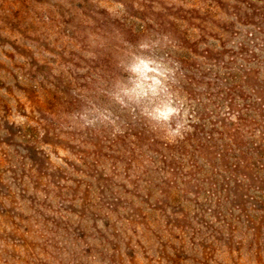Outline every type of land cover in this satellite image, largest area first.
Returning <instances> with one entry per match:
<instances>
[{
	"label": "rangeland",
	"instance_id": "obj_1",
	"mask_svg": "<svg viewBox=\"0 0 264 264\" xmlns=\"http://www.w3.org/2000/svg\"><path fill=\"white\" fill-rule=\"evenodd\" d=\"M87 1L88 16L98 11L124 23L128 12L126 41L116 23L104 36L97 23L82 21V0H0V264H30L19 250L33 257L37 247L56 260L67 251L60 264H86L93 256L101 264H264V150L253 151L261 145L259 135L256 144L244 139L243 163L236 159L240 153L223 160L220 150H211L209 131L201 130L195 113L220 110L211 93L222 92L223 67L230 63L249 71L245 96L264 108V0ZM105 4L114 7L109 11ZM145 39L156 41L153 54L176 68L175 87L190 102V131L174 144L112 98L113 82L123 79L117 66L112 78L100 79L101 44L131 49ZM131 71L137 74L135 88L161 90L160 67L139 59ZM89 107L119 121L123 134L110 139L107 127L57 131L63 119ZM219 112L228 118L232 111ZM49 154L61 166L53 167ZM141 158L149 164L134 168ZM101 165L122 166L124 179L136 172L132 187L106 175ZM52 192L59 207L47 199ZM94 192L98 204L92 203ZM101 208L128 221L130 234L101 217ZM59 212L69 219L50 214ZM101 218L107 231L93 233ZM34 223L53 234L43 244L31 238ZM57 238L70 239L79 251L61 249Z\"/></svg>",
	"mask_w": 264,
	"mask_h": 264
},
{
	"label": "clouds",
	"instance_id": "obj_2",
	"mask_svg": "<svg viewBox=\"0 0 264 264\" xmlns=\"http://www.w3.org/2000/svg\"><path fill=\"white\" fill-rule=\"evenodd\" d=\"M109 11L113 9L112 5H104ZM64 41L61 40V43ZM156 41L151 39H145L140 42L135 47L129 49L127 46L121 51V55L118 58L117 67L120 70V75L123 77L119 82L114 81L111 86V95L116 103L125 109H131L135 117L142 121L145 126L156 134V136L169 143L174 144L180 140H183L185 134L190 131L189 120L192 118L190 102L183 97L179 90L175 87L177 83V70L170 63L164 61L153 54V48L156 46ZM261 48H264V42L261 43ZM256 52H261L260 48L254 49ZM264 55V53H261ZM139 59H146L149 62L150 68L160 67L164 71L163 76H158L157 78L161 81L162 88L155 94L148 92L142 96H137L133 89L135 88V81L137 79V74L131 71V66L136 64ZM149 75H155V73L149 72ZM161 113H165L162 115ZM235 120V117H232ZM107 127L109 131V138L114 139L115 137L123 134V128L119 124V121L112 123L108 118H106L102 113L89 107L87 113H82L73 118L63 119V122L59 123L57 126L58 132L68 133L73 131L87 132L89 130L95 131L96 129H103ZM256 135H259V130L256 131ZM50 161L53 167L61 166L59 158L56 155L49 154ZM149 161L147 159L141 158V161L134 165V168L142 170L144 166L148 165ZM101 167L106 168V175H113L117 181H122L129 188L132 187L130 180L136 178V172L129 174L128 179L123 177V167L117 165L113 169L110 165ZM17 189L12 188V193L15 195ZM47 199L53 203L54 207H59L58 198H54V192H52ZM134 199V198H133ZM100 197L93 193L92 203L98 204ZM79 203V202H78ZM138 204L139 202L136 201ZM127 211L126 209H121V213ZM58 215L64 219H69L68 214L63 212L50 213ZM99 215L101 217L109 218L113 223L117 225V231H122L127 228L130 234V228H128V221L120 219L117 220L116 215L106 208L99 209ZM77 217H71L73 222L77 221ZM89 226L91 221H87ZM95 228H90V230L95 233L96 229L100 231H107L104 228L103 218L97 219L95 221ZM8 225H5L7 228ZM33 234L31 238L35 240L38 244H43L46 238H50L53 234L48 232L44 227L43 223L33 224ZM138 231L141 230L140 226H137ZM58 239V244L61 249L65 247L79 251L77 245L70 239L61 240ZM99 244V241H90ZM48 247L49 252L54 250L50 247V244L45 245ZM29 251H33L29 249ZM20 255L24 259L29 260L30 264L36 259L47 261L48 264H60L61 260H67L69 253L67 251H62L58 253L60 256L59 260L53 259L51 255H48L40 250L39 247L35 249L36 255L29 257L26 252L22 249L19 250ZM83 259V258H81ZM15 264H22V261H17ZM70 264H79L78 261L70 262ZM86 264H101L100 260L93 256L87 259Z\"/></svg>",
	"mask_w": 264,
	"mask_h": 264
},
{
	"label": "trees",
	"instance_id": "obj_3",
	"mask_svg": "<svg viewBox=\"0 0 264 264\" xmlns=\"http://www.w3.org/2000/svg\"><path fill=\"white\" fill-rule=\"evenodd\" d=\"M84 4H87V7L81 4L80 9L82 10V21L84 22H94L97 23V28L104 34V36H109L110 30L109 28L112 27L115 23L119 25L118 34L120 37H123L126 41V34H128L127 26L129 25L130 21L128 19L129 14L125 10V15L122 17V22L119 20H111L109 19L104 13L92 11V14L94 16H88L85 14L87 12L88 8V1L82 0ZM100 1V0H96ZM90 4V1H89ZM122 7L124 5L121 4ZM85 11V12H84ZM216 13V12H214ZM107 41V40H106ZM215 41L220 43V48H224L225 44L222 41V38L215 37ZM128 43V42H127ZM101 47L103 48L101 51V54L97 56V62L100 66V72L102 75H100V79L103 83H105L107 80L104 76L112 78L113 75H115L114 68L117 66V60H116V54L123 50L124 48L120 45L113 46L107 42H104L101 44ZM225 69V80L223 83H225L224 88H222V92H218V95H215L211 93V96L213 99H217L218 103L221 104L219 109H226L228 111H232L228 114V118H222V114L218 111H213L211 114H203L200 112L196 113V118L199 122H202L203 125H201V130L207 128L209 131L206 134V141L208 140V143H212L211 150H220L221 151V157H223V160H228L229 157H231L232 154H239L237 156L238 162H244V158L242 156H245V152L243 149L245 148L244 139H250L253 142L254 136L256 135V131L259 130V140H260V147L255 148L253 151L259 154L262 150H264V108L259 107V104H256V101L249 100L245 96V92L247 91L249 87L250 82V73L248 70H242L241 68L234 67L233 64H229L227 66L223 67ZM138 70H140L143 74H146V67L140 66L137 67ZM114 71V72H113ZM159 83H161L160 80H158ZM153 89H158V85H154ZM253 92H256L255 90H252ZM133 92L137 96H142L145 93L152 92V90H149L147 88H143L142 86L139 88H134ZM217 96L220 98H217ZM256 98L258 96V93L255 95ZM259 101H262V98L259 97L257 99ZM213 105L214 102H213ZM263 105V104H260ZM230 116V117H229ZM232 117H235V120L232 121ZM211 119H214V121H211ZM209 121V124L207 125L206 122ZM194 122V120H193ZM200 128L197 126H193V129L197 132L200 130ZM200 132V131H199ZM198 132V133H199ZM188 135V134H186ZM198 139V137H197ZM190 140V139H188ZM193 140L194 139L193 137ZM210 140V141H209ZM252 144H256V142H253ZM199 149V153L201 152L202 148H200L199 145L195 146V151ZM240 156V157H239Z\"/></svg>",
	"mask_w": 264,
	"mask_h": 264
}]
</instances>
